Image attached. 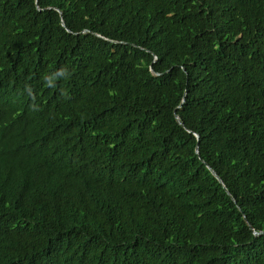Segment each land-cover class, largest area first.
<instances>
[{"label":"trees","instance_id":"obj_1","mask_svg":"<svg viewBox=\"0 0 264 264\" xmlns=\"http://www.w3.org/2000/svg\"><path fill=\"white\" fill-rule=\"evenodd\" d=\"M0 264H264V0H0Z\"/></svg>","mask_w":264,"mask_h":264},{"label":"water","instance_id":"obj_2","mask_svg":"<svg viewBox=\"0 0 264 264\" xmlns=\"http://www.w3.org/2000/svg\"><path fill=\"white\" fill-rule=\"evenodd\" d=\"M208 169L210 170V172L214 175V177L215 178H217L218 180H219V178L217 177V175H215V173L208 167ZM220 181V180H219ZM254 234H256L255 232H254Z\"/></svg>","mask_w":264,"mask_h":264},{"label":"clouds","instance_id":"obj_3","mask_svg":"<svg viewBox=\"0 0 264 264\" xmlns=\"http://www.w3.org/2000/svg\"><path fill=\"white\" fill-rule=\"evenodd\" d=\"M63 74H64L63 71H61L60 75H63ZM48 83L51 85V83L49 82V80H48Z\"/></svg>","mask_w":264,"mask_h":264}]
</instances>
